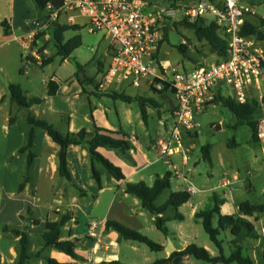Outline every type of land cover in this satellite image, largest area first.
Here are the masks:
<instances>
[{
    "label": "rangeland",
    "instance_id": "rangeland-1",
    "mask_svg": "<svg viewBox=\"0 0 264 264\" xmlns=\"http://www.w3.org/2000/svg\"><path fill=\"white\" fill-rule=\"evenodd\" d=\"M150 2L158 3L160 5H167V0H148ZM177 4L185 2L186 4H192L194 0H173ZM243 6L250 7L257 18L264 19V0H239ZM36 13V12H35ZM37 16V15H36ZM251 19H255L250 17ZM78 19L75 20V24ZM82 22L84 19L80 18ZM34 20H30L28 27ZM59 24H68L63 17H59ZM175 23H168L167 37L162 42L161 47V61L169 66L176 65L188 69H195L198 66L211 64L217 62L219 59L211 55L208 52L207 44L205 42H197L195 36L190 30L185 27L177 26ZM201 25L208 24L205 20H200ZM82 24L79 23L77 26ZM80 30L69 31L65 35V41L79 35L81 38V45L71 55V62H76L81 65L82 72L79 74L86 77L79 83L76 78V69L71 63L64 62V59L57 55V50L51 41L50 37L44 39L41 46L44 54L41 55L39 60H34L29 66L22 67L23 73H20L21 65H18V59L20 58V49L17 47V43L13 42L10 47H15V64L13 60L8 63L9 78L14 79L16 83H19L23 91L28 98L39 97L43 100V103L35 105L31 110L25 109H13L11 116H15L17 120V127L15 133L17 136L23 131V127L26 129V116L31 113L34 117L40 121H45L54 124V127L62 134L71 132L77 133L82 129L86 132H95V122L93 118L95 114L99 120L98 124L101 126L116 125L118 128V121H121V128L125 133H133L134 138L144 148V152L149 155V162L154 164V168L157 171L158 176H163L166 172L173 174L172 184L170 189L163 192L157 199L156 204L158 206L163 205L170 194L176 192H182L186 187H194L196 192L192 194L193 199L199 202V210H204L212 205L211 197L216 195L219 198H225L231 207L238 206L241 203L248 202L251 205H257L264 203V83L262 84V96L263 100L260 106L261 115L259 119V139L257 143H253L252 133L246 125H236V119L231 115L230 111L222 104H214L195 116V123H197L196 135H189V138H183V147L188 150V160L186 165H182L181 155L175 154L170 158H161L158 156L157 141L159 139L166 140L173 128V122L167 113L169 106V99L165 96L167 92L157 94L153 91L146 92L145 97L153 98L159 105L157 109H148L146 123L143 122L140 115V107L137 102L132 101L130 104L122 101L115 100L109 96H103L102 100L95 96L87 95L92 88L89 84H93L97 68L99 63L107 62L105 56V50L108 42L104 39L103 33L90 34L86 26H80ZM47 35V34H46ZM50 35V34H49ZM51 36V35H50ZM262 39L258 38L260 45L264 50V30L262 31ZM185 38L188 43L187 57H182L176 50L177 45ZM40 44V43H39ZM42 51V52H43ZM23 53V52H22ZM104 54V55H103ZM53 59L47 66L42 64L48 60ZM33 60V58H32ZM39 63V64H36ZM43 67V68H41ZM25 72V73H24ZM56 81L58 84V91L55 96L48 97L46 94V88L49 81ZM95 81V80H94ZM84 83V84H83ZM94 85V84H93ZM85 90L87 93H82ZM97 93L102 94L103 92ZM126 93L135 95L138 90L128 88ZM8 94V92H7ZM104 94H107L106 92ZM142 95L141 91L138 95ZM222 97L232 98L231 91L228 87H225L221 91ZM130 113L129 120L131 124L125 120L126 111ZM5 113L8 114V110L4 107H0V190L4 187L6 197L14 198L15 189L17 183L22 179V173L19 172L18 160H22V154L16 152V145L18 140L15 135H11L9 131V125L5 122ZM161 117V118H159ZM67 119L69 122L67 123ZM96 119V118H95ZM94 119V120H95ZM97 124V123H96ZM104 125V126H105ZM102 129V128H99ZM110 131V129H105ZM9 131V132H8ZM112 132V131H110ZM45 135V134H44ZM46 136V135H45ZM262 136V137H261ZM53 143V142H52ZM155 143V144H154ZM43 144V146H42ZM56 144H54L55 146ZM203 145L211 146V161L210 164L202 159L201 147ZM41 157L45 158L52 152L49 144L41 143ZM44 162V160H43ZM177 171L178 177L175 175ZM86 176V177H85ZM237 176L239 178L238 185L234 186L232 190L227 191L220 187V183L223 182L226 177L233 178ZM33 184L35 185L34 192L29 193L27 191L22 196V202L16 204L15 210L21 209L23 213L26 212V208L29 206L34 211L31 214H24L25 222L30 218L40 222H44L45 219L53 220L60 217L63 214L69 213L76 220L77 223L71 221L69 226H73V233L77 238H84L87 225L91 222H95L99 227L103 225V218L108 213V207L112 203L115 195L117 199H120V188L115 186V183H106V177H103V185L105 188L103 191H99L94 183H92L91 189L88 188V176L87 174L81 176L78 175L76 181L77 185L87 192L88 197H80L77 191L70 186L64 179H62L58 173L49 178V175L39 174L35 175L31 173ZM186 178V181L185 179ZM134 184L141 182L137 176L133 178ZM149 184V181H146ZM151 184V182H150ZM66 188V191H64ZM118 188V190H117ZM1 192V191H0ZM75 194L76 203L71 202V198ZM13 196V197H12ZM95 197V199H93ZM15 200L13 199L12 203ZM60 201V202H59ZM134 201L137 202L134 207ZM127 204L126 211L131 209L133 216L138 209H141L143 216L140 220H143L146 224L144 229H139L140 232H135L147 237L155 244L160 245L164 240V236L156 229L155 224L151 221V214L146 209L141 208L142 205L139 200L129 195V198L125 200ZM15 206V204H13ZM1 207V205H0ZM55 207L59 208V211L54 210ZM190 207L186 206L181 210H177L180 215L184 217V222L180 223L179 220L169 221L166 223L167 228L172 231H178L183 234V240L187 245L195 244L208 251L212 256H219L218 249L209 241L208 236L204 233V229L200 220H195L193 216H190ZM54 210V212L52 211ZM117 210L113 211L114 213ZM174 214V210L168 209L165 216H171ZM136 217V216H134ZM12 215L9 217H2L0 215V259L4 264H16L17 262V250H18V238L15 237L11 230L4 231V226L9 229L16 228V222ZM127 222V220H126ZM216 226V223H214ZM180 225V226H179ZM11 226V227H9ZM128 227V226H126ZM22 228V227H21ZM23 229V228H22ZM29 231V230H28ZM41 229H34L30 237L29 253L31 258L28 264H44L40 261V258H36L37 253L46 251L44 255L49 256L50 251L58 253L56 250H42ZM134 231V230H133ZM30 233V232H29ZM63 235V233H62ZM87 236V235H86ZM219 240L223 241V249L225 256H229L231 252V237L228 232L222 231L219 233ZM250 243V244H249ZM122 253L124 257L122 260L129 264H146L155 259H160L162 254L151 251L144 244H134L127 240L120 242ZM134 245L138 248L136 252L130 250V247ZM168 246V240L165 248ZM247 246H252L249 241ZM251 254L254 256L253 250ZM263 256V253H261ZM258 259V257H257ZM197 264H207L198 261ZM256 264H263L262 257L258 259Z\"/></svg>",
    "mask_w": 264,
    "mask_h": 264
},
{
    "label": "built area",
    "instance_id": "built-area-1",
    "mask_svg": "<svg viewBox=\"0 0 264 264\" xmlns=\"http://www.w3.org/2000/svg\"><path fill=\"white\" fill-rule=\"evenodd\" d=\"M45 14V23L34 20L26 33L14 37L24 61L40 59L33 49L35 38L58 22L60 16L71 25L82 18L90 34L103 33L108 42L107 62H101L95 75L100 92L124 93V85L146 92L151 88L160 91L167 84L175 108L171 114L172 131L166 140L157 141L161 158L180 154L181 162L186 163L188 150L183 147V138L197 133L195 116L212 106L214 96L221 95L225 87L236 103L246 104L254 98L261 104L263 100L264 50L256 35L244 34L246 19L255 13L239 0H196L191 5H179L173 0H167V5L148 0H64L58 9L48 5ZM201 19L215 24L227 41L226 58L188 72L160 65L156 53L159 43L165 40L163 29L168 23ZM179 43L188 47L185 38ZM220 186L228 188L230 182L223 180ZM185 191L191 194L195 188L186 187ZM96 228L95 223L90 224L89 238L98 240ZM260 235L264 237V229Z\"/></svg>",
    "mask_w": 264,
    "mask_h": 264
},
{
    "label": "trees",
    "instance_id": "trees-1",
    "mask_svg": "<svg viewBox=\"0 0 264 264\" xmlns=\"http://www.w3.org/2000/svg\"><path fill=\"white\" fill-rule=\"evenodd\" d=\"M34 8L36 9V22L45 23L46 17L45 12L48 5H52L54 9H58L61 7L64 0H30ZM196 1V0H194ZM211 2L213 0H210ZM175 2V1H174ZM203 20V19H201ZM200 20H197L194 23H187L185 21L175 23V27L182 26L185 29L190 30L194 33L197 42H205L207 44L208 52L211 55L216 56L219 60L226 58V40L220 36L217 31V27L213 23H208L205 25H201ZM2 27L5 28V23H1ZM80 26L73 25L68 26L66 24H59L58 22H53L47 30H45L41 35L50 34L49 37L53 42L57 55L61 56L63 59L67 60L71 54L81 45V38L79 35H75L70 39H64L65 33L69 31H77L80 30ZM264 30V19L255 18V19H246L244 24V34L248 35H256V37L262 39V31ZM164 39L167 37V29L164 28ZM5 34L8 35V30L5 29ZM41 35L36 36L35 39H38ZM257 38V39H258ZM164 41V40H163ZM36 45V42H34ZM162 42L159 43V45ZM187 43V42H186ZM187 46L189 47L188 43ZM188 47L181 45L180 43L177 45L176 50L178 53L186 58ZM43 49H40L42 53ZM53 59L46 60L42 66H47L51 63ZM218 60V61H219ZM77 65L76 74L82 72V68L80 65ZM101 66V63L98 64V68ZM97 68V70H98ZM20 73H23V69L20 70ZM95 80V78H94ZM91 81V82H94ZM167 84L163 85V88L159 91L154 88L150 89V92L153 93H165L167 91ZM58 89L57 83L53 80L49 81L47 84V96L52 97L56 94ZM94 89L100 92L96 85L94 84ZM107 96L111 97L115 100H122L124 102H132L135 101L138 103L140 107V115L143 122H146V111L147 108L157 109L159 108L158 103L150 97L145 96H130L124 93H111L106 92ZM172 93V92H171ZM8 94L12 103H14L17 109H25L29 111V108L42 104L43 100L39 99V97L28 98L25 96L21 87L16 84L8 85ZM264 101V100H263ZM222 104L226 107L231 115L236 119V125H246L250 128L252 133V141L253 143H257L259 139L258 127H259V119L261 115L260 105L257 100L254 98L251 99L246 104H239L232 100L229 96L222 97L219 94L214 96V100L212 104ZM174 109L172 110V112ZM172 112H170L172 114ZM170 114V115H171ZM15 121V117L11 116L9 118V124H12ZM26 122L28 124L29 131L26 135L25 144L19 149L20 154H26V163H25V175L22 182L19 184L17 188V192L20 193L23 191L24 187L30 182L32 167L35 159V151H34V138H35V129L45 133L52 142L59 146V151L56 156L57 161V173L58 175L64 179L70 186H72L78 193L80 197H88V194L84 189L80 188L76 184V180L74 179L70 169L69 164L67 162V149L69 146H78L81 144H85L89 153V166H90V174L92 182L95 184L98 190L103 188V177H107L108 180L122 182L125 180L126 176L124 172L119 168L114 166L109 160L99 152L100 148L109 149L112 151H116L123 156H128L131 150H134L133 144L129 141V139L121 134L110 132L108 130L96 128L95 132L90 135L88 138V134L85 129L80 130L77 133H64L62 134L58 131L53 124H50L45 121H40L36 117H34L31 113L28 112L26 116ZM191 135V134H189ZM196 135V133L194 134ZM190 137V136H189ZM202 159L210 164L211 161V146L203 145L201 147ZM173 174L171 172H166L163 177H157L154 183L151 186H147L145 182H139L132 184V182H128L125 184L124 193L132 195V197L136 198L140 201L142 208L146 209L152 215H154L155 227L156 229L165 237L169 236L168 228L166 226L167 219L162 218V215L168 207H173L175 210L174 217L172 219L183 220V217L179 215L177 212L178 208H181L184 204H186L190 198L191 194L182 191L172 193L168 200L161 206L156 205V201L158 197L167 189L170 188V184L172 182ZM95 199V197H93ZM212 205L207 207L206 209L199 210L195 212L194 219L200 220L202 227L204 229V233L208 236L209 241L218 249L219 256L212 257V255L195 244L188 245L183 251L178 252L174 251L169 255L166 259L156 260L155 262L147 263V264H166L170 262L173 258H193L195 260H200L201 262L207 264H254L249 256L243 255V243L246 241L257 240L258 237L253 226L249 221L244 219L241 216H252L253 214H263L264 213V203L251 205L248 202L241 203L238 207V215H221L220 214V205H223L225 200L217 197L216 195H212L211 197ZM26 213L28 215L31 214V209L27 207ZM214 218H216V222H214ZM20 219L25 220V218L20 217ZM72 220V215L69 213L63 214L60 219L56 221H45L43 231L40 235L41 239V248L42 250L50 249L56 250L58 253L72 259V260H82V257L78 255L76 248L81 244L83 245L88 237L84 238H73V239H63L62 231L63 228L66 227L67 223ZM27 223L34 224L38 226L39 221L33 219L27 220ZM216 223V226L215 224ZM28 224L23 227L22 230L18 229H10L11 233L18 238V250H17V262L16 264H27L28 260L31 258V254L29 251L30 246V237L27 229L29 228ZM107 230L114 231L119 239L129 240L133 243H139L146 245L151 251L160 252L162 251V246L155 244L153 241L148 239L147 237L141 235L138 232L132 231L131 228L126 227L118 222H106ZM7 230V227L3 229ZM9 230V228H8ZM222 231H228L229 236L232 238L230 241V245L232 247L230 255L225 256L223 249V241L219 240V233ZM261 245L263 248V261H264V238L261 239ZM41 253H37L35 255L36 258H41L44 264H67V263H59L56 259L51 258L49 256H41ZM0 264L2 263L0 259ZM98 264H124L119 261H111V262H100Z\"/></svg>",
    "mask_w": 264,
    "mask_h": 264
},
{
    "label": "crops",
    "instance_id": "crops-1",
    "mask_svg": "<svg viewBox=\"0 0 264 264\" xmlns=\"http://www.w3.org/2000/svg\"><path fill=\"white\" fill-rule=\"evenodd\" d=\"M35 12H36V9L34 8V5L30 0H0V107L2 106L8 110V114L5 113L4 120L9 125L8 130L9 131L12 130L11 135L12 136L15 135V138L18 140V144L16 145V149L14 152H16L17 150L19 151V149L25 144L26 135H27V132L29 131L30 127L28 126V124H26L27 125L26 129L23 127V131H21L20 135L17 136V134H16L17 132L15 133V131H16L15 129L17 127L16 118L12 124H9V118L11 117V112L13 109H16V107H17L14 103L11 102L9 94H7L8 85L16 83V81H14V79L9 78L11 76H9V74H8V63H10L11 60H13V63L15 64V59H17V55L15 54L16 49H14L15 47L9 48V46H11V44L13 42L17 43L14 40V37L21 36L30 29V26L28 27L30 20L31 21L35 20L37 17ZM256 17H257L256 15L253 16V18H256ZM248 19H251V18H248ZM261 19H263V18H261ZM64 20H66V18H64ZM78 21L80 24H82L80 26H84L85 22H82L80 19H78L76 24H74V25H77ZM1 23H5V28L2 27ZM5 29L8 30V35L5 34ZM190 32H192V31H190ZM66 34L67 33H65L64 35H66ZM192 34L194 35L193 32H192ZM48 36H49L48 34L45 35L44 39H48ZM64 39H65V37H64ZM35 42H36V45H33V49L36 50V53L41 58V55L44 54V51L42 53L40 52V49L42 48L41 46L43 45L42 44L43 43V37L40 36L38 39L35 40ZM33 44H35V43H33ZM39 45H41V46H39ZM160 46H162V45L160 44L158 47V50L156 53V58L159 61L160 65L167 66L169 64H164L161 61V50L162 49ZM17 47H19V49L21 51V53L19 55L20 58L18 59V65H21L20 70H22V68H24V67L27 68V66L33 64L32 62L35 59L33 58V60H32V58H31L28 60V62L24 61L25 60L24 54L22 53V50L18 44H17ZM65 61H67V60L64 59V62ZM36 64H39V63H36ZM23 65H24V67H22ZM174 66H176V65H174ZM41 68H43V67H41ZM177 68L184 70L186 72L192 70V69L186 70L184 68V66H183V68H181V67H177ZM20 70H19V72H20ZM79 74L80 73H78V74L75 73L78 82L82 83L81 79H84L86 76L84 74L79 76ZM16 84H18L20 86L19 83H16ZM93 84H95V81L93 82ZM93 84H89V87L92 88L91 91H89V94L85 90H83L82 93H87V95L95 96L96 98H99L101 100H102L103 96H107L104 93H102V94L97 93L96 90L94 89ZM128 88L135 89L132 87H128L127 85H124L121 88V91L127 95H130L129 93H126V90ZM21 89H22V87H21ZM135 90H138V93H136L135 95L132 94L130 96H144L146 93V90H144V89H135ZM46 91H47V88H46ZM57 91H58V89H57ZM141 91L143 92V94L138 95ZM166 92H167V94L165 96L170 101L167 113H169V115H170L171 114L170 112H172V110L175 108V102H174V98L172 96V93L168 90ZM24 94L26 96L25 92H24ZM126 103L130 104L131 102H126ZM37 105H39V104H37ZM34 106L30 107L29 110H31ZM148 109H151V108H147V111H148ZM128 111H130V110L126 111V115H128V116L125 117V120L127 123L131 124V120H129L130 113ZM147 111H146V120H147ZM94 114H95L96 119L92 117V119H93L92 122L93 123L95 122V125H98V126H95V128H102V129L105 128V129H110V131L115 132V133L116 132L121 133L129 139V141L133 144V147H134V150H131L127 157L123 156L122 154H120L116 151H112V150L105 149V148L99 149V152L102 153L109 160V162H111L114 166L119 167L124 172V174L126 176L125 180L122 182L113 181L115 183V186H119V188H120V192H119L121 194L120 199H117L118 195H115L114 199L112 200V203L108 207V213H106L105 217L103 218V225L101 227H99L96 224L97 228L95 229V233L98 235V240L97 239H91L88 236H86L88 233V229H89L91 222L87 225V229L85 230L84 237H88L89 240H87L83 245L81 244L79 247L76 248L78 255H80L82 257L83 261L82 260L81 261L80 260H72V259H70V258H68V257H66L60 253H56L54 251L49 252V257L56 259L59 263H67V264H98L100 262L108 263L111 261H119V262L124 263V264H129L126 261L122 260V258L127 257V256L123 255L124 253H122V250H121L120 242L122 241V239H119L118 235L114 231L107 230L106 222H118L124 226H128L129 228H131L132 231L137 230L138 232H140L139 229H144L146 227V224L143 220H140V217L143 216V213H142L143 211L141 209H138L137 215L136 214L134 215L136 217L133 216L131 209H129L128 212L126 211L127 204L125 203V200H127L129 198L130 194L124 193L125 184L128 182H132V184H134L133 178L137 176V178L141 182H145V184L147 186H151L157 177H163V176L157 175V171L155 169H153L155 163L153 164L152 162L148 161V159H149L148 154L149 153L146 154L144 152V148L138 143L137 139L134 138V134L132 132L131 133H125L124 132V130L121 128L120 119L118 121V126H119L118 128H116V125H114V124H112L111 127L106 126L105 122L103 125L100 126L98 124L99 120L96 116L97 114L96 113H94ZM159 118H161V117H159ZM170 118H171V115H170ZM68 122H69V120L67 119V123ZM50 124H52V123H50ZM34 132H35L34 151H35L36 155H35L34 164L32 167V172H33L34 176L39 175V174H44V175H49V178L50 177L53 178V176L57 174L56 156H57V153L59 151V146L57 144L54 146L55 143L54 142L52 143L51 139L45 133L38 130V128L35 129ZM93 133L94 132H87L88 138ZM42 142H44V144H49L51 146V149L53 150L52 152H49V154L47 156H45V158L41 157L42 156L41 155V150H42L41 146L39 147V150H38V146L41 145ZM42 146H43V144H42ZM157 149H158V147H157ZM157 153L159 156V151H157ZM25 155L26 154H22L21 155L22 160L21 161L18 160V167L20 168V170H18V173L23 172L22 173L23 175H22V179H20V182L17 183L18 185L15 189V195L13 198L15 201L12 203L13 199L9 196L6 197L7 195L5 194V190H4L5 188L4 187H1V190H0L1 191L0 192V205H1L0 215L4 218L9 217L11 215L14 218H16L15 219L16 228L12 227V229H18V230H22V228L24 226H26L28 223H26L24 220L20 219V217H22V216H23V218L25 217L24 214L26 212L23 213V211L19 208H18V210H15V208L17 207L16 204L19 205V203L22 202L21 201L22 196L27 191H29V193L34 192V194H35V187H34L35 185L33 184V179H30V182L24 187L22 192H20V193L17 192V188H18L19 184L22 182V180L24 179V175H25V163H26V156ZM66 158H67V162L69 164V169H70L74 179L77 181L78 175L80 173H81V176H83V173H84V175L87 174L88 179H89L88 188L89 189L93 188L92 187L93 186L92 185L93 180L91 179L90 166H89V153H88L86 145L83 143V144L78 145V146H69L67 149ZM43 160H44V162H43ZM186 163H187V161H186ZM186 163H184V164L182 163V165H186ZM175 175L178 177L177 171L175 172ZM106 179H107L106 183L109 185V182H112V180L111 181L108 180L107 177H106ZM184 179L186 181V178H184ZM224 180H228L230 182V186H228V188H223L227 191L232 190V188L234 186L238 185V182H239V178L237 176H233L232 179L226 177ZM146 181H149V184H147ZM150 182H151V184H150ZM102 183H103V181H102ZM171 184H172V182H171ZM221 184H222V182L220 183V185ZM105 188H107V187H104V185H103V188L99 191H103ZM64 189H65L64 191H66V188H64ZM117 190H118V188H117ZM195 192H196V189H195ZM194 193H191V198L186 204H184L181 208H178L179 210H181L182 208L189 206L190 207L189 208L190 209V216H193V218H194L195 212H197L198 211L197 209L199 208V202L196 201L195 199H193V197H192V194H194ZM222 199H224L225 202L223 205H220V209H219L220 214L221 215H227V216L238 215L237 210H238V207L240 204L238 206L231 207V205L226 201L225 198H222ZM71 202L72 203L77 202L75 194L71 198ZM13 204H15V206ZM136 206H138L137 202L134 201V207H136ZM19 207L21 208L20 205H19ZM29 208L31 209V211H34L31 207H29ZM172 208L173 207H168L166 209V211L162 215H160L162 218L167 219L168 220L167 222L174 221V219H172V217H174V214H175L174 208H173V210H174L173 215L167 216V217L165 216V213L167 212V210L172 209ZM54 210L59 211V208L55 207ZM54 210H52V211L54 212ZM115 210H117V211L114 213L113 211H115ZM241 217H243L244 219H246L247 221L250 222V224L253 226V228L256 232V235L258 237L257 240H251V241L249 240L252 244V246H250V247L247 246L249 241L244 242L243 243V250H242L243 255L249 256L250 259L252 260V262L254 264H256V262H258L259 258H261V257L263 258L262 254H261V253H263V248L261 245V239L264 237H262L260 234H261L262 229H264V213L263 214H253L252 216H241ZM47 220L48 221H56L58 219H57V217L53 220H49L47 218L44 220V222ZM126 220H127V222H126ZM154 220H155V217H154V215L151 214V221L153 223H154ZM176 220H179V219H176ZM71 221L74 223H77V220L73 216H72ZM71 221L69 223H71ZM44 222H40V224L38 226H35L34 224L33 225L28 224V226H29V228L27 229V231L29 230L28 234L31 235L32 232L34 231V229L35 230L36 229L43 230ZM179 222L180 223L184 222V217H183V220L182 221L179 220ZM214 222H216V218H214ZM69 223H67L66 227L63 228V231H62L64 240L77 238L76 234H74L72 231L73 226H69ZM93 223H95V222H93ZM5 227H7V226H4V228ZM9 227H11V226H9ZM5 231H8V227H7V230H5ZM41 233L42 232L40 231L39 234L41 235ZM168 233H169V236H167V237L164 236V240L162 241V243H159L160 246H162V248H163L162 251L156 252V253L162 254V257L160 259H166L169 257V255H171V253L167 252L165 249V245L167 243V240L171 241V245L173 246V248H175L174 251L181 252L188 246L185 243V241L183 240L184 235L181 234L180 232H178V231H172L171 232L169 230ZM127 241H129V240H127ZM131 243H133V242H131ZM134 244H139V243H134ZM169 248H170V246H169ZM130 250L133 252H136L138 250V248L135 247L134 245H132L130 247ZM251 250H253L254 256L251 254ZM46 251L42 252V255H41L42 257L44 256L43 254H45ZM212 257H217V256H212ZM257 257H258V259H257ZM160 259H157V260H160ZM29 261H30V259L28 260V263H29ZM40 261H42L41 258H40ZM155 261H156V259H155ZM155 261L152 260L151 262H155ZM198 261H200V260H195L193 258H188V257H184V258L175 257L170 262H168L166 264H197ZM151 262H149V263H151ZM217 264H221V263H217ZM263 264H264V261H263Z\"/></svg>",
    "mask_w": 264,
    "mask_h": 264
},
{
    "label": "water",
    "instance_id": "water-1",
    "mask_svg": "<svg viewBox=\"0 0 264 264\" xmlns=\"http://www.w3.org/2000/svg\"><path fill=\"white\" fill-rule=\"evenodd\" d=\"M72 60H71V58L69 57L68 59H67V63H71L74 67H75V69L77 68V65H76V62H71ZM169 246H170V248H169ZM166 249V251L167 252H169V253H172L173 251H174V249L175 248H173V246L171 245V241L170 240H168V246L165 248Z\"/></svg>",
    "mask_w": 264,
    "mask_h": 264
}]
</instances>
